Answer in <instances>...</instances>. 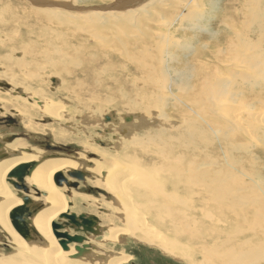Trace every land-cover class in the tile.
Returning a JSON list of instances; mask_svg holds the SVG:
<instances>
[{"label":"rangeland","instance_id":"obj_1","mask_svg":"<svg viewBox=\"0 0 264 264\" xmlns=\"http://www.w3.org/2000/svg\"><path fill=\"white\" fill-rule=\"evenodd\" d=\"M51 1L68 8L54 3L53 6ZM117 1L80 0L75 3V0H48L46 2L50 7H37L29 0H0V37L4 39L3 42L0 40V121H3L0 123V138H13L11 142L22 143L26 151L38 150L46 155L73 160L84 156V161L89 160L91 163L100 161V158L94 151L88 150L85 144L97 150L111 151L112 147L107 149L105 146L117 143L118 135L114 130L119 124L136 125L140 118L144 126L137 133L139 136L145 135L149 129H159L162 123L180 132V140L170 137L173 135L170 130L165 137V141L169 142L165 144L158 140V148L155 143L147 146L149 151L145 155L155 160L153 162L139 155L140 146L137 145L131 146L129 151L116 152L115 149L111 152L123 164L138 158L143 167L156 166L163 172L160 188L168 194L177 193L176 202L155 198L157 204L150 218L145 217V220L154 230L152 237L162 244L164 242L170 250H183L185 256L189 254L190 257L177 261L152 246L142 244L137 239L142 237L139 230H129L121 241L102 242L108 228L112 229V233L115 229L117 232L127 229L126 223L120 220V215L124 214L122 207L112 205L111 194L93 186L92 180L88 182L86 178L84 182H78L66 175L69 180L66 190L70 193L64 195L70 203V214L85 219L92 217L94 226L100 225L101 234L96 238L91 237L92 241L95 239L93 242H87L88 236L82 230H70L69 233L65 229L60 231L81 237V247L84 246L89 254V259L86 257L87 264L105 263L107 258L118 255L125 257V264L200 263L203 259L199 252L205 251L203 246H208L209 250V246L213 248L211 245L214 242L225 239L216 232L215 219L220 221L219 228L228 229L225 230V234L229 235L226 240L238 233L231 238L226 249L237 247L238 242L248 247L264 245V239L260 237L263 230H257V226L261 228L263 225L260 219L252 216L253 211L247 208L245 220L238 219L232 215L230 202L220 200L221 205H217L194 182L197 169L204 171L207 183L213 180L211 174H220L219 177L226 180L225 185L234 181L243 184L236 190L239 192L237 196H242L264 181V124L256 133L261 140L256 139L252 129L262 119L258 117L257 122H252L245 114L248 110L264 114V106L262 109L257 108L260 105L258 100L264 102V87L259 79L255 80L257 86L251 89V79L248 81L253 75V67L247 61L260 55L261 61H258L264 63V36L259 42V36L245 29L252 0H159L145 9L149 16L143 12H133V16L127 18L129 21L123 20L125 16L119 17L127 9L122 12L97 11L108 13L102 14L98 23L69 17L88 13L77 8H100L113 3L115 6ZM149 1L141 0L128 7L135 10ZM190 4H196L195 8ZM38 9L63 11L71 24L64 27L59 26L57 21L48 23L39 19L35 16L39 14L44 18L45 11ZM207 10L210 15L206 13ZM197 11L205 12L202 22L197 24L203 29L200 32L187 28V23H180L181 20L186 22L187 14L194 21ZM225 25L228 26L227 31L223 28ZM251 41L257 45L256 48H252V44L248 45ZM72 58L75 60L73 65ZM166 68L172 73L169 79L176 71L180 74L176 75L177 80L180 76V82L184 80L185 85L178 88L175 82L165 78L168 73L164 72ZM236 69L244 70L243 77L234 79L237 75L232 71ZM224 80H230L224 87L231 89V93H226V96L217 93L218 90L223 91ZM138 85L143 92L133 102V108L130 111L122 109L129 102L118 98L117 89L121 88L125 93L130 88L139 91ZM231 94L232 98L229 96ZM233 100L236 102L234 106L231 103ZM47 102L52 103L46 108L49 113L41 108V104ZM238 109H242L240 117L244 123L239 128H231L227 122L229 118L224 114ZM199 130L205 135L204 138L199 137ZM203 131H207L210 136ZM246 131L251 133L250 136ZM189 132L194 135L185 137ZM124 137L125 132L120 133L119 138ZM163 147L165 150L161 157L156 152ZM109 166L107 164L106 167ZM74 184L76 187H73ZM11 188L24 196L31 204L29 210L33 209V213L46 206L43 195L26 183L23 182L20 188H14L12 184ZM35 202L36 209L32 206ZM214 204L219 207V213L214 212ZM194 209H201L206 217L203 219L202 211ZM233 209L237 213L241 211ZM223 222L228 226H223ZM57 223L67 229L76 228L66 219H59ZM130 223L138 226L135 220ZM250 223L256 226L254 234L249 231L253 227ZM27 228L32 237L27 240L29 244L43 247L44 240L32 228ZM12 253L11 242L0 232V257ZM96 257L98 260H95ZM191 259L193 263L189 262ZM45 260L46 257L42 256L37 263L44 264ZM83 260L84 257L78 263L83 264ZM210 264L219 263L213 260Z\"/></svg>","mask_w":264,"mask_h":264},{"label":"bare ground","instance_id":"obj_2","mask_svg":"<svg viewBox=\"0 0 264 264\" xmlns=\"http://www.w3.org/2000/svg\"><path fill=\"white\" fill-rule=\"evenodd\" d=\"M34 1H38V0H34ZM39 1H42V0H39ZM44 1H48V0H44ZM131 1L133 5L134 3L141 2V0H129L127 2L126 0H118L115 6L132 5L130 4ZM158 1L159 0H150L149 3H146V5H143L142 7H138L135 10L129 8L127 9L128 10L127 12L125 11L126 13H122V15L119 17L125 16L123 20L129 21L127 18H131L134 14L133 12H136V13L143 12L148 15L147 13L148 11L146 12L145 9L148 6H151L154 3H157ZM190 1H193V0H190ZM51 2H52L51 5H53L54 3L55 5L68 8V6L64 4H60L54 1H51ZM79 2L80 0H75V3H79ZM114 4L115 3L107 7L114 6ZM195 5L196 4H193L191 6H194L195 8ZM45 6L50 7L49 4H45L44 6H41V7H45ZM95 8L99 9L97 7ZM77 9H79L80 11H87L88 13H85L81 15L80 17L77 15H75L77 17H73V15H69L70 18H73V19L78 18L79 20H84L86 22L93 21V22L98 23L97 20L100 19L99 17L102 14H108V13H100V12L94 11V8H90V9L77 8ZM38 10L45 11L44 18L40 17L39 14H38L39 17L38 16H35V17L42 19L48 23H53L57 21L59 26H64V27L69 26L71 24L69 23L70 20L65 18L67 15L63 11H56L57 9H38ZM210 11L212 12V8ZM210 11L207 10L206 13L210 15ZM104 12H108V11H104ZM203 12L204 11H197V13L194 15V18H195L194 21L191 18V16L187 14L186 22L183 23V21L181 20L180 23L181 22L182 24L187 23V28L190 27L191 30H198V32L203 31V29L201 30L200 27L197 25L201 23L202 19L205 17L204 15L205 12L204 13ZM74 14H77V12H74ZM197 14H200V15L197 16ZM83 16H86V17H83ZM108 16L110 17L113 15H108ZM183 16L181 18H183ZM243 16H245L244 13H243ZM248 17H249V21L246 24L247 28L245 29L247 30V32L251 30L252 35L259 36L258 40L259 42H261L262 41L261 37L264 36V0H252V4L248 8ZM205 21L208 22L207 20ZM1 23L2 22L0 20V24ZM223 28L226 29V31L228 30L227 25H225V27ZM250 37L252 36L250 35ZM0 40H2V42L4 41V39H2L1 37H0ZM253 43L254 42L251 41L249 42L248 45L252 44L251 45L252 48H256L257 45H253ZM185 49L187 48L185 47ZM261 51H263V49H261ZM258 60L261 61L260 55H258L256 58H251V61L250 60L247 61V63L253 67L251 69V71H253V75L248 78L249 80L247 79L248 81H250L251 79L250 81L251 83L250 85L252 86L251 89L257 86L255 85V80L259 81V79H260L261 85H263L264 87V63L259 62ZM74 61L75 60L73 59L72 65L74 64ZM166 69L167 70H165L164 72L169 71L168 68ZM232 72L235 75H237L234 77V79L238 77H243V74H244V70L242 69H236L235 71H232ZM173 75L174 76L169 79V77L172 76V73L170 71L167 73L165 78H168V80L172 83L175 82L178 88H180V85H185L184 80H181L180 82V79H181L180 76L177 80V76L180 75L178 72L173 71ZM224 81L225 82H223L222 85L229 83L230 80H224ZM178 82L180 83L178 84ZM139 87L140 86L138 85L137 89L139 91L134 90V88H130V90L127 93L122 91L121 88L117 89L116 95L118 96V98L129 102L128 105H124L122 109L126 111H130V109L133 108V102L137 98H139L143 92L142 88H139ZM224 87H226V85L223 86L222 88L223 91L218 90L217 93L223 96H226V93L230 94L231 89L230 88L224 89ZM243 95H247V94L243 93ZM229 96L232 98V94ZM161 101L163 100L161 99ZM234 101L235 100L231 101L233 106H234V103H236ZM258 102L260 103V105L258 107L257 106L255 107L262 109V107L264 106V102L261 100H258ZM50 104L52 103L47 102L46 104H41V108L47 113H49V110H46V108ZM239 109L235 111L232 110L229 113L226 111L224 114L226 115V117L229 118V121L227 122L231 124V128H239L241 124L244 123L240 117L242 116L241 115L242 109L241 110ZM52 110H55V108H53ZM263 111H264V108H263ZM257 112L258 113L251 112L250 110H248V113H245L246 115L250 117V121L252 122H254L253 120L257 122L258 117L262 119V120H259L257 125H255L254 129H252L254 131L255 136H257L256 133L259 127H261V125L264 124V114L261 115L259 114L260 113L259 111ZM242 114H244V112ZM54 116H56V113ZM230 121H232L233 123ZM143 126H144V122L140 118H139V122L136 123V125H133L131 123H126L125 125L119 124L117 126V129L114 130V132L118 135L117 143L111 146H105V147L107 149L112 147L111 151H114L116 149V152H120V151H129L131 150L130 148L131 146L137 145V146H140V149L138 151L139 155L148 161L149 159H146V157L150 158L151 160L152 158L150 156L145 155V152L149 151L147 146H150L151 143H155L156 147L158 148L159 147L157 146L158 140L165 144L169 142V141H165V137L168 135L167 133L168 131L171 130L170 133L174 135V136L171 135L170 137H174L175 139L180 140L181 134L180 132H178V130H176L177 128L171 127V125L167 123H162L159 129L147 130L146 134L143 136L137 135V133L143 128ZM247 126L250 128L248 124ZM242 131H243V128H242ZM123 132H125V137L121 139L119 138L120 133H123ZM203 132L207 134L208 136H210L207 131H203ZM198 133H199L200 138L205 137V135L201 133L200 130ZM246 133H248V135L251 134L248 131H246ZM189 134L188 135L185 134L184 136L192 137L194 135V133H191V132H189ZM170 137H167V138H170ZM185 137H182L181 139H186ZM256 139L261 140L259 136H257ZM12 140L13 138H0V232H2L4 236H6L9 239V241L11 242L13 246V253L8 256H1L0 264H38L42 256L46 257L44 264H55L54 261L59 262L61 264H79L78 260H82L83 257L85 259L83 260V264H87V259H89V254L86 251V248L84 246L81 247V244H82L81 237L80 236H70L65 232H60L62 229H65L68 233L70 230H75V231L80 230L81 231L82 229L79 228L80 226L76 227L77 229L76 228L67 229V228H64V226H59V224L57 223L59 219L68 220V218H65V217L72 216L69 212L70 203L69 201H67L64 195L66 193H70L68 190H66V184L69 183V180L67 179L69 172L70 173L75 172V173L82 174V179L76 180L78 182H84L86 178L89 179L88 182L92 180L91 182L93 186L104 189L107 193L111 194V197L113 200L112 205H117L118 207L121 206L123 209L122 212H124V214L122 213L123 215H120V220H122L123 223H126L125 225L127 226V229H121L118 232H117V229H115L112 233V229L108 228L107 234L102 239V242L112 243V242H117V240L121 241V239L124 238L123 237L124 234L127 233L129 230L134 231V232L135 230H139V232L142 234V237L140 239L139 238L137 239L139 242H143L142 244H147L149 246H152L158 249L162 254L167 255L170 258L177 260V261L179 260L181 261L182 259L190 257L189 254L185 256V252L183 250H170L169 249L170 247L164 244V242L162 244L160 240H158L155 237H152V232L154 230L152 229L151 225L145 220V217H148V219L150 218V214L152 210L154 209V206H156L157 204V200L155 198L160 197L164 200H172L176 202V197L178 196L177 193H169V194L165 193L163 191V188L162 189L160 188V184L163 182L161 181V179L163 178V172L161 170H158L156 166L149 167V168L147 166H146L147 168L143 167L141 164V161L138 158L130 159V161L128 163H125L126 164L125 165L123 164L124 162H122L121 159L118 158V156L117 157L112 156L114 152L112 153L111 151L108 152V151L97 150L95 148L89 147L88 146L89 144L88 145L85 144L86 148L88 150L94 151L99 156L100 161L98 162L92 161L91 163H89V160H88L87 161L88 163H87L86 161H84L85 159H83L84 156H82V158L80 159L73 160L71 158H63L62 156L59 157L56 155H46L43 152H40L38 150L30 151V149H27L26 151L25 146L22 143H15L14 141L11 142ZM122 140H125V142L121 143ZM262 143L264 144V139L262 140ZM145 144H149V145H145ZM232 146L234 147V145ZM241 147L243 148V146ZM163 150H165L164 147L163 149L158 150L156 154H159L161 157H163L162 156L164 154ZM262 151L264 155V150ZM125 160H127L126 157H125ZM153 161L155 160H152L151 162ZM28 164L29 165L33 164L34 166L29 170V173L24 176L23 181L20 183L22 184L24 182L27 185H29V187H33L39 193H41V195H43L46 206H44L41 209H37L35 213H33L31 216L25 217V221L27 222L28 227L32 228V230L35 231V233L44 240L45 244L43 247H36L37 245L36 246L30 245L29 242L27 241L30 239L29 237H31L30 232L27 238H26V234H23V236L21 234H18V232L16 231L17 227H15L14 225L15 222L13 223V220H12L13 218L15 219V217L20 218V221L17 222V225H20L22 223V220H24L22 218L23 213L21 210H23V207L25 205H27L28 208L31 205L28 203V201L27 203L25 202L24 196L19 191L13 190L11 188L12 184L14 185V188L16 185L21 186V184H17L15 182V179H13L14 177H12L11 174L15 171V169L25 167ZM107 164L110 165L109 168L106 167ZM219 175L217 176V174L216 175L211 174V177L213 180H209L207 183L204 179V171L202 169L201 171L197 169L195 170L194 182H196L197 186L202 190V192L205 191V195L210 196V198L213 199L214 203H216L217 205H221L219 202L220 200L230 202L229 208L232 212V215L238 219L245 220L244 212L246 211L247 208L253 211L252 213L254 214L252 216H254L257 219H260V224L263 225L261 226V228L257 226L258 227L257 230L258 232L259 230H263V234L260 237L264 239V186H263L264 181H261L254 190L249 189L246 193H243V194L240 193L242 196H237V193L239 192L236 190L239 189L241 186L243 187V184L239 182L235 183L234 181V183L230 185H225L226 180H224L222 176L220 177L223 179L219 180L220 178ZM177 181L179 182L180 180L177 179ZM211 182L216 183L218 185L215 186ZM196 184H195V187H196ZM73 187H76V184H74ZM187 190H188V186H187ZM201 195H204V194L201 193ZM36 203L37 202H35V204H32V206L33 205L35 206ZM38 206H40V204ZM233 208H236L241 211L237 213L234 211ZM35 209H36V206H35ZM213 210L214 212L219 213V207L216 206L215 204H214ZM194 211H202V210L194 209ZM205 217H206L205 213L202 211V218L204 219ZM79 218L80 217H75V220L80 222ZM133 220L136 221L138 226L130 223ZM218 222L220 221H218L217 219L214 220L215 230L217 233L222 234L225 237V239H220L217 242H214L211 245L213 246V248L211 249V247L209 246L210 248L209 250H208V246H203L204 247L203 249L205 251L199 252V254L201 255L203 259V261H201L200 263H193L192 259L189 262H192L193 264H210L212 263L213 260H215L219 264H264V245L263 244H260L259 246L248 247V246L243 245L244 243L238 242L237 247H231L230 249H226V246H228L227 244L231 241V238L234 237V235H237L238 233L231 235L232 237L226 240V238L229 237V235L225 234V230L228 231V229L219 228ZM221 224L225 227L228 226L226 222H223ZM250 226H253V227L252 229H249V231L251 230L254 234L256 232L255 231L256 226H254L251 223H250ZM98 227H100V225ZM98 227L95 225L92 233H85L88 236L87 242H93L95 240L94 239L92 241L91 237L93 238L99 237V235L101 234V231ZM23 233H26V231L24 230ZM57 234L66 235L70 239H79V241L78 242L69 241L68 239L58 237ZM132 234L133 233L131 232V235ZM62 241L65 242L64 243L65 245L61 244ZM69 243L70 245L68 246ZM218 243H220L219 244L220 246L218 245ZM234 243L235 242H231L230 244H234ZM86 246H88V244ZM80 250H82V252H80ZM204 252H206V254ZM96 259L98 260L97 257L95 258V260ZM124 259L125 257L122 255H118L114 257L112 256V257L107 258L106 261L104 260L105 263L104 262L102 263L101 261L99 264H125V261H123ZM96 264H98V262Z\"/></svg>","mask_w":264,"mask_h":264},{"label":"water","instance_id":"obj_3","mask_svg":"<svg viewBox=\"0 0 264 264\" xmlns=\"http://www.w3.org/2000/svg\"><path fill=\"white\" fill-rule=\"evenodd\" d=\"M32 4H35L37 6H44L45 4H47L46 1L42 0V1H34V0H29ZM129 1V0H126V2ZM52 3V2H50ZM39 4V5H38ZM130 4H132V1L130 2ZM130 7H128L127 5H119V6H111V7H100L99 9H96L94 8V10L96 11H124L126 9H129ZM34 165L31 164V165H27L25 167H22V168H17L15 169V171L11 174L12 177H14V179H16L17 181V184L19 182H22L23 181V178L25 175H27L29 173V170L33 167ZM68 176L69 178L71 179H75V180H81L82 179V174L81 173H75V172H69L68 173ZM16 184V183H15ZM16 188H20V186L16 185L15 186ZM25 202L27 203V200L25 199ZM22 213H23V216L22 218L24 220H22V223L20 225H17V222L20 221V218H16L15 219L13 218V223L15 225V227H17L16 231L18 232V234H21L23 236V234H26V237L29 235V232H28V225H27V222L25 221V217H29L32 215L33 213V209L30 211L29 208L27 207V205H25L23 207V210H21ZM65 218H68V221H69V224L71 226H80L82 228V231L84 233H92L93 232V228H94V218H89V219H84L83 216H80L79 220L80 222L76 221L75 220V216H70V217H65ZM26 231V233H23V231ZM34 234V233H33ZM32 234V235H33ZM34 237H36L35 235H33ZM58 237L60 238H65V239H68L69 241H75V242H78L79 239H70L68 238L66 235H63V234H57ZM65 242L62 241L61 244L62 245H65L64 244ZM80 252H82V250H80Z\"/></svg>","mask_w":264,"mask_h":264},{"label":"flooded vegetation","instance_id":"obj_4","mask_svg":"<svg viewBox=\"0 0 264 264\" xmlns=\"http://www.w3.org/2000/svg\"><path fill=\"white\" fill-rule=\"evenodd\" d=\"M3 121H0V123H2Z\"/></svg>","mask_w":264,"mask_h":264}]
</instances>
